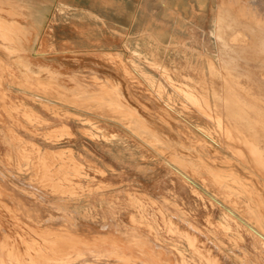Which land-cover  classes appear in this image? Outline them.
I'll return each mask as SVG.
<instances>
[{"label": "rangeland", "instance_id": "obj_1", "mask_svg": "<svg viewBox=\"0 0 264 264\" xmlns=\"http://www.w3.org/2000/svg\"><path fill=\"white\" fill-rule=\"evenodd\" d=\"M44 4L0 0V33L13 35L0 36L2 255L9 245L34 254L29 244H44V230H57L83 241L82 254L60 264L125 263L108 252L113 238L137 259L128 264H264V241L248 226L264 228V209L257 208L264 181L223 135L219 113L195 110L173 86L175 71L183 69L180 79L191 83L186 76L197 67L219 85L225 65L218 55L226 50L218 35L252 36L235 23L228 1L144 0L131 29H101L87 17L83 32L74 28V11L54 8L50 19ZM255 69L264 72L260 64ZM114 99L135 116L115 108ZM257 108L264 119V103ZM39 160L61 169L59 181L74 188L70 194L41 181ZM71 162L83 165L76 172Z\"/></svg>", "mask_w": 264, "mask_h": 264}, {"label": "bare ground", "instance_id": "obj_2", "mask_svg": "<svg viewBox=\"0 0 264 264\" xmlns=\"http://www.w3.org/2000/svg\"><path fill=\"white\" fill-rule=\"evenodd\" d=\"M227 1H228V4H227L226 9L228 10L229 14L235 20V23H237V21H239L242 24H245V26L248 29H250V31L253 33L252 36L251 35H249L248 37L242 36V37H238V38H235V39L229 41V40L223 38L221 35H218V37L222 39V42H223V45H222L223 47L222 48H224L223 50H226V52H225L226 53V56H225V53H223V54L221 53L222 55H218L220 61L223 63V67L225 65V70H223L222 72H219V77H220V84L219 85H217L216 82L212 78L211 79H208L207 75H205L204 73H202V71H199L200 69L197 67V70L198 71H197V73L195 75H188V76H186L189 80H191V83H184V81H182V79H180L181 76H183V77L185 76L184 75L185 73L183 74V71H182L183 69L182 70L181 69L180 70L178 69L177 71H175L176 72V78L173 80V86H174L177 94H179V95H185L189 99L191 105L193 106V108L195 110H197L199 112H202V113H205V114H208L209 116L210 115H213V114L219 113L217 115L216 119H217L218 127L221 128V130L223 131V135L232 144L237 143V152H238V155H239L241 161L249 169V171L251 172V174H253L257 179H260V180L264 181V152H263V150H264L263 149L264 148V146H263L264 145V133L261 130V128H263L264 126L262 127L261 124H260V121H262L264 123V119L263 118L262 119H259L258 116H257V114H258L257 113V111H258L257 102L258 101L259 102L262 101L264 103V72L259 73L255 69L257 64H260V65L264 66V0H227ZM229 25H231V24H229ZM1 28H2V22L0 21V30H1ZM0 36L1 37H4V39H6V38H9V37H11L13 35H11V33H6L5 32V33H0ZM258 53L261 55L260 57H257L256 56V54H258ZM204 56L206 57L209 65L215 66V63L209 57V55H204ZM184 65H186V64H184ZM6 68H7V66H6ZM163 68H164V71H167L168 70L166 66H164ZM172 78H174V77H172ZM56 82L58 83L59 81H56ZM234 84H236L238 86V88H239L238 90L235 89V87L233 86ZM116 86H113V88L116 87ZM105 88H108V87H105ZM109 88H111V87L109 86ZM93 91H95V90H93ZM104 92H107V95H111V94L108 93L109 91L103 89L102 93H104ZM117 95H119V94L117 93ZM97 97H98L99 100H102L103 99L101 97V95H98ZM117 99H114L113 100L115 108H118V109L122 110L124 113H126V114L131 115V116L134 117L135 116V112L132 109H130L127 105L125 106L123 104L124 103L123 101H121V102H123V103H121V102L118 101L119 99L118 100ZM204 100H205V103H204ZM89 103H91V102H89ZM259 111H261V110H259ZM117 112H118V110H117ZM220 115H223V117H225V119L223 117H221ZM133 126H134V124H133ZM136 128H138V127H136ZM58 129H60V128H58ZM61 130H57V131H60L61 132ZM65 130H68V129H65ZM233 130H236L238 132V137H236V138H233L232 137ZM153 131L154 130H152V132ZM68 132H70V130ZM51 133L54 134V131H52ZM207 133H210V131H207ZM56 134H58V132ZM58 135L59 136H62L61 134H58ZM231 143H230V145H232ZM36 155H37V153H36ZM55 156H56V154H55ZM10 157H9V159H10ZM47 157L50 158V159H54L53 154L51 152H49V151L47 152ZM23 158H25V157L23 156ZM67 160H68V157H67ZM69 161H72V160L69 159ZM72 164H71L73 166L72 168L74 170H76V172H78V169L80 168L79 165H83V164H79L78 165V163H75V162L72 163ZM36 166L37 167H35V168H36V171H37V175L39 176V178L41 179V181H43L47 185H50L53 188V191H54V189H56V190L61 191V192H66L67 190L68 191L69 190L71 191V188L74 189L73 187H69L71 185H69L67 187V185L65 186V185H63V184L60 183V181H59L60 178L59 177H60L61 174H63V172L61 171L60 168H54V167H52L53 166V163H51L49 161H42L41 162L39 160V161H37ZM246 171H248V170H246ZM251 174H250V176H251ZM69 180H71V179H69ZM75 180H77V179H75ZM72 182H74V181L72 180ZM230 187H232V185ZM237 190H239V189H237ZM76 191H77V189H76ZM78 191H79V189H78ZM126 192H128V191H126ZM68 193H67V195H68ZM77 193L80 194L79 192H77ZM78 194H76V195H78ZM130 195H131V193H130ZM246 195H247V193H246ZM257 197H258V205H257V208L262 212V209H264V201L262 200V198L259 200V195ZM133 198L134 197H132L131 199H133ZM137 198H138V196H137ZM140 200L143 201L142 199H140ZM152 200H155V199L152 198ZM153 202H155V201H153ZM133 206H134V202H133ZM5 208H6V206H5ZM140 211H141V209H140ZM133 215H134V213H133ZM251 215H252V213H251ZM13 217H15V216H12V218ZM143 217H145V214H144ZM133 218H135V217L133 216ZM136 218H137V215H136ZM142 219H140V221H142ZM260 220H261V222L264 221L261 217H260ZM136 222H134V223L137 224ZM187 225H189V224H187ZM251 225L252 224H250V225L248 224V226L250 227V229L253 230L264 241V228L262 230V229L257 228L256 225H255L256 227H253ZM129 226H131V225H129ZM137 228L138 227L135 226V229H137ZM196 230H197V228H196ZM35 231H36V228H35ZM51 231L45 232V230H44V233L41 234L42 235V239H44V242H45L44 244H40V243L37 244V243H34V242L29 244V246L32 249H34V251H35L34 254L31 251L28 250L24 255H22V254H20L21 251L18 252L15 249V246L14 245H9V247H7V250L6 251H7V258H9L10 263H13V264H25L26 261H29L32 264H60L63 261L70 260L71 255H73V253L76 256H80L82 254L81 250L79 249V245L83 241H81L82 238L80 239V238L75 237V236H78V235L73 236V235H71L72 233L71 234L70 233H63L65 231H63L62 233H58L57 230H56V232H55V230H54V232H51ZM101 235H103V234H101ZM104 236H106V234ZM101 237H103V236H101ZM103 239H109V238H107V236H106ZM111 239L112 238H110V240ZM25 240H23V241H25ZM92 240H94V239H92ZM138 240H139V238L137 239L136 245L142 251V249H141L142 247L140 246ZM111 242H113V246L111 247V249H108L109 254H113L116 257H119L125 263L127 262V264H128V261L130 262L131 259H136L135 256H132L131 254H128L125 251L121 250V245L118 244V240L115 241L114 238H113L111 240ZM3 249H6V246H4V244H0V264H8L7 263L8 262L7 261V258H5L4 255H2V253H3L2 250ZM218 253H219V251H218ZM51 254H55L58 257H55V255L52 256ZM46 261L48 263H46ZM52 261H54L55 263H52ZM125 263H122V264H125ZM149 263H150V261H149Z\"/></svg>", "mask_w": 264, "mask_h": 264}, {"label": "crops", "instance_id": "obj_3", "mask_svg": "<svg viewBox=\"0 0 264 264\" xmlns=\"http://www.w3.org/2000/svg\"><path fill=\"white\" fill-rule=\"evenodd\" d=\"M144 0H44L45 15L51 19L54 8L66 7L75 13L77 31L83 32V18L89 17L97 26L111 30L131 29L137 21L139 7ZM79 20V21H78ZM102 29V27H101Z\"/></svg>", "mask_w": 264, "mask_h": 264}]
</instances>
